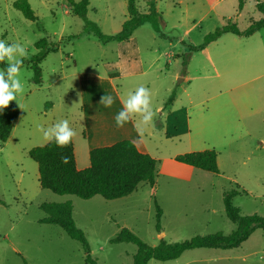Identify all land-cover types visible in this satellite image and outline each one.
Masks as SVG:
<instances>
[{
  "label": "rangeland",
  "instance_id": "obj_1",
  "mask_svg": "<svg viewBox=\"0 0 264 264\" xmlns=\"http://www.w3.org/2000/svg\"><path fill=\"white\" fill-rule=\"evenodd\" d=\"M15 1L0 0V40L21 43L29 55L21 69L26 92L17 97L23 109L10 138L0 141V264H88L81 243L60 227L41 223L43 203L73 204L74 221L99 264H133L136 245L111 243L123 228L152 247L161 240L231 234L237 225L225 213L227 191L246 192L233 199L242 215L264 216V28L249 37L225 33L206 43L228 23L245 31L258 21L257 0H155L162 21L157 28L146 22L134 31L135 47L100 42L65 0H28L36 21L16 10ZM148 1L136 0L140 13L149 12ZM87 18L104 34L116 35L129 19L128 0H90ZM43 38L52 51L40 65L37 85L31 60ZM136 53L142 71L126 75L123 69ZM140 85L150 89L156 113L154 124L139 131L159 161L155 186L140 184L132 195L113 201L43 189L29 156L32 148L49 143L39 127L67 119L77 132L80 157L78 142L86 145L106 115L116 124L122 100ZM105 94L114 98L110 108L99 103ZM138 119L128 124L137 129ZM207 149L218 152V174L193 168L177 177L178 155ZM156 204L163 211L161 233ZM148 264H264V231H255L238 248L190 250L177 260Z\"/></svg>",
  "mask_w": 264,
  "mask_h": 264
},
{
  "label": "trees",
  "instance_id": "obj_2",
  "mask_svg": "<svg viewBox=\"0 0 264 264\" xmlns=\"http://www.w3.org/2000/svg\"><path fill=\"white\" fill-rule=\"evenodd\" d=\"M72 12L86 22L87 30L92 32L103 44L109 42L131 43L134 31L146 22H151L155 28L162 15L157 11L155 0L148 1V13L143 14L138 10L136 0H128L129 19L116 35H106L97 24L87 18L90 0H65ZM16 10L20 11L26 19L36 21L37 16L28 0H17L13 3ZM243 1L240 3V8ZM257 10L262 15L258 21H251L249 28L242 31L234 23H228L221 29L206 38V43L217 40L225 33H233L240 37H249L264 28V1L257 0ZM49 41L41 39L36 44L38 52L31 60L33 69L32 82L37 85L42 83L41 63L45 60L49 51ZM56 51V50H54ZM122 56L127 58L126 47L121 48ZM138 61V54H135ZM186 65V61L184 62ZM1 64V68H5ZM174 96L168 100L167 105L173 102ZM20 116L17 105H10L0 112V141L6 142L15 127ZM30 158L38 165L39 183L43 189L58 195H73L84 200H90L100 196L107 201L122 199L132 195L138 190L140 184H148L154 187L156 184L158 160L149 154L138 150L131 140H122L111 146L95 148L90 151V166L79 170L77 168L74 142L66 148H58L54 142L44 146L34 147L29 151ZM62 156L69 158L68 163H63ZM176 162L192 166L206 172L218 174V152L215 149H207L198 152H190L178 155ZM246 193L245 191L231 190L224 193L223 203L227 218L237 225V229L229 235L215 233L206 236H195L183 242H166L161 240L157 246H149L140 237L127 228L111 240L113 244L132 243L137 246V252L133 258V264H148L151 260L162 262L177 260L187 251L196 249H223L230 250L240 247L257 230L264 231V216L257 214L244 216L239 208L233 204L235 196ZM40 209L46 216L41 223L60 227L71 239L83 245L87 252L86 263L99 264L97 259L90 255L89 245L85 233L76 225L73 218V204L43 203ZM156 231L161 233L162 209L156 204Z\"/></svg>",
  "mask_w": 264,
  "mask_h": 264
},
{
  "label": "clouds",
  "instance_id": "obj_3",
  "mask_svg": "<svg viewBox=\"0 0 264 264\" xmlns=\"http://www.w3.org/2000/svg\"><path fill=\"white\" fill-rule=\"evenodd\" d=\"M28 55L27 49L21 43L9 44L5 40H0V64L6 65L5 68L0 69V112L6 109L12 101H16L19 108L23 109L17 97L26 92L25 83L21 80V69ZM99 103L110 108L114 103V98L105 94L101 96ZM122 105V109L115 116L117 127H123L137 117L139 118L136 120L138 131H141V126L147 128L154 124L156 113L152 107L151 91L147 87L140 85L134 91H129L126 98L122 100ZM39 131L45 141L54 142L61 149L72 143L77 135L67 119L59 120L47 128L40 126ZM61 160L65 164L69 162L67 156H62Z\"/></svg>",
  "mask_w": 264,
  "mask_h": 264
},
{
  "label": "crops",
  "instance_id": "obj_4",
  "mask_svg": "<svg viewBox=\"0 0 264 264\" xmlns=\"http://www.w3.org/2000/svg\"><path fill=\"white\" fill-rule=\"evenodd\" d=\"M139 62H140L139 60L134 61L130 65L128 62V65H126L128 67L126 70L123 69V73L125 72L126 75H131L134 73H136V74L141 73V71H142L141 67H140V65L139 66L137 65ZM134 67H137V68H134ZM123 68H124V66H123ZM110 76H111L110 79H113L115 77L111 74H110ZM183 80H187V76ZM82 92L84 95H85V93H88L87 90L86 91L83 90ZM95 107L96 106L94 104L90 106V108H92V109ZM169 109H170V115L173 114V103H171L169 105ZM110 118L111 117H107V115H106L102 120L103 124L99 127V129L96 131V133L95 134L90 133V136L85 138V140L88 141V143H86V145L83 144V142L82 143L78 142L80 144L79 149H81L80 157H78V151H77L78 148H77L75 139L73 140L76 162H77V168L79 170H83V169L90 166V164H89L90 161L87 158L85 153H87V155H89V158H90V151L92 149L111 146V145H113L119 141H122V140L133 141L136 144V146L140 152L149 154L152 157H154L150 148H149V145L144 140V138L141 136V133L135 127H133V125L131 126L128 123H126L123 127H117V125L115 123H112ZM89 131L92 132L91 129ZM83 154H84V156H83ZM154 158L158 160V158H156V157H154ZM173 164L175 166H177L176 167L177 169H180V172L176 174V175H178L177 177H183V178L185 177V175L183 173H181V171L186 172L189 175H190V173H194L193 170H195V169H193L192 166H188V165H185L182 163H178L175 160H174Z\"/></svg>",
  "mask_w": 264,
  "mask_h": 264
}]
</instances>
